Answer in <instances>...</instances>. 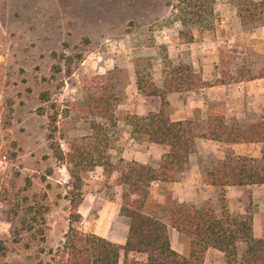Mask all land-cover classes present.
I'll list each match as a JSON object with an SVG mask.
<instances>
[{
  "label": "rangeland",
  "instance_id": "rangeland-1",
  "mask_svg": "<svg viewBox=\"0 0 264 264\" xmlns=\"http://www.w3.org/2000/svg\"><path fill=\"white\" fill-rule=\"evenodd\" d=\"M172 1L0 0V264L38 262L39 247L32 243L28 249L24 247L28 235L22 234L18 244L9 235L7 220L15 204H39L47 209L45 243L41 245L45 252L54 249L68 230L69 178L48 149L47 114L54 104L61 122V113L79 100L84 78L114 69L127 78L121 90L125 105L117 109L109 151L115 165L123 160L122 150L131 139V128L124 119L130 108L136 115L139 105L142 112L150 109L147 115L158 112L151 111L153 103L160 108L157 97L138 93L136 72L142 80L149 78L161 88L168 62L189 65L212 86L169 94L167 114L172 121L188 122L196 136L205 135L209 126L218 123L228 130L242 131L264 122V27L243 30L229 0H215L214 29L192 30L193 39L181 42V27L170 20ZM219 82L224 85L217 86ZM41 94H47L49 101L41 102ZM39 109L44 116L38 115ZM76 128L73 131L68 126L67 136L80 135L81 126ZM135 142L140 147L150 146ZM60 144L66 150L63 140ZM157 150L161 158L163 151ZM225 158L264 175V143L224 144L196 138L180 181L153 185L151 200L164 206L171 199L179 203L173 185L189 183L193 195L182 203L200 207L208 202L215 207L219 190L205 182ZM159 160L146 165L156 166ZM117 176L114 173L106 183L102 169L96 168L83 179V202L76 226L83 233L121 243L126 239L128 221L118 214L121 189L114 185ZM253 186L257 190L254 200L246 189L238 190L244 192L243 214L250 211L251 216L257 215L256 231L261 239L264 185ZM260 187L262 191H258ZM232 190H225L227 206L232 214H240L237 209L241 203ZM168 231L171 248L186 254L187 242L175 230ZM242 249L240 246L239 252ZM39 258L45 261L47 256L44 253ZM205 264H224V256L210 251Z\"/></svg>",
  "mask_w": 264,
  "mask_h": 264
},
{
  "label": "trees",
  "instance_id": "trees-1",
  "mask_svg": "<svg viewBox=\"0 0 264 264\" xmlns=\"http://www.w3.org/2000/svg\"><path fill=\"white\" fill-rule=\"evenodd\" d=\"M243 30L264 27V0H229ZM215 0H173L170 20L180 25L181 42H190L191 31L214 29ZM54 56V54H53ZM63 58V56H61ZM79 100L70 110L61 113L50 106L47 114L46 142L56 163L65 167L69 187L67 200L68 230L54 249L45 252V213L39 204H15L7 222L12 241L18 244L22 234L29 237L24 244L28 249L36 244L37 264H205L209 249L223 254L224 264H264V236L255 239L252 216L232 214L226 202V188L264 185V175L245 166L233 165L230 158L217 163L205 184L219 190L217 205L206 203L200 207L170 200L168 206L151 200L153 185H167L180 181L196 138L224 144L264 143V122L245 130H228L222 123L209 126L205 135L196 136L188 122L172 121L168 114L167 96L172 93L196 92L210 88L189 65L167 63L161 88L148 78L142 80L136 72V88L143 97H157L160 108L156 113L138 117L131 107L125 117L131 128L130 137L163 151L156 166L141 165L123 160L115 165L109 151L117 125V109L124 104L121 90L127 78L119 69L105 75L87 77L81 83ZM218 85H224L219 82ZM48 102L47 94L40 95ZM125 105V104H124ZM131 106V105H130ZM44 116L42 109L37 111ZM80 125L82 133L68 137L67 128L74 131ZM234 133V134H233ZM60 140L66 145L61 148ZM96 168L102 169L106 183L112 175L118 176L114 185L120 187L119 216L128 221L123 245H117L94 234H86L76 226L80 219L79 207L83 202L80 186L83 179ZM169 228L187 242L188 251L180 254L170 246ZM2 243V242H1ZM243 249L239 252V247ZM1 250V248H0ZM46 254L45 261L40 255Z\"/></svg>",
  "mask_w": 264,
  "mask_h": 264
},
{
  "label": "crops",
  "instance_id": "crops-1",
  "mask_svg": "<svg viewBox=\"0 0 264 264\" xmlns=\"http://www.w3.org/2000/svg\"><path fill=\"white\" fill-rule=\"evenodd\" d=\"M131 81V80H130ZM142 101H145L146 98H142ZM144 104L146 102H143ZM159 110V106L157 104V102L153 103V109H151V111H158ZM150 111V109H147L145 112L141 111V106L139 105V108L137 109V115L138 116H144L147 115V113ZM127 147L124 148L122 150L121 153V159H123L124 161H134L143 165L146 164H151V161H158L160 158V152L159 150H157L158 148H156L155 146H145V147H140L136 144L135 141H133L132 139L129 138L128 143L126 144ZM156 151H158L156 153ZM159 185H155V187H158ZM255 186H243V187H229L228 189H233V193L236 194L237 200L240 204L239 208L237 210H239L240 214L244 213V205H243V194L244 192H240L238 189H246L249 192V195L251 196V199L254 200L256 195H257V190H255L256 188H254ZM235 188V189H234ZM191 189L192 187L190 186L189 183L187 184H174L173 185V192H174V198L179 202H188L185 197L186 196H190L193 195L191 194ZM260 189L263 188H259L258 191H262ZM186 192V193H185ZM194 193V192H193ZM241 195V196H240ZM256 224H257V215L256 213H253L252 216V232H253V237L255 239H259L258 235H257V231H256ZM125 234L127 235V230L125 232ZM107 241H110L112 243H117L112 239H109ZM124 242V240L121 243H117L119 245H122V243ZM210 251L213 250H208L206 253V256L208 255V253H210ZM178 253V252H177Z\"/></svg>",
  "mask_w": 264,
  "mask_h": 264
}]
</instances>
